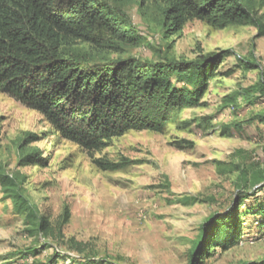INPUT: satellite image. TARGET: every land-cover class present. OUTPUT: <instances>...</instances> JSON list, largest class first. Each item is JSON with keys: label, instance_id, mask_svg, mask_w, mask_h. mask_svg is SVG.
Returning a JSON list of instances; mask_svg holds the SVG:
<instances>
[{"label": "rangeland", "instance_id": "obj_1", "mask_svg": "<svg viewBox=\"0 0 264 264\" xmlns=\"http://www.w3.org/2000/svg\"><path fill=\"white\" fill-rule=\"evenodd\" d=\"M105 1L147 39L121 49L75 41L71 48L90 62L229 52L199 104L181 108L162 130L130 129L89 151L62 138L37 110L0 92V167L23 174L25 194L53 228L51 235L43 234L0 191V264L13 263L21 251L30 255L27 261H42L53 250L84 255L72 239L86 253L115 263L189 264L201 223L236 197L234 164L247 169L263 164L264 123L256 116L264 112V98L254 86L264 75L262 29L193 18L170 34L162 24L163 0ZM251 1L264 28V0ZM148 41L151 46L144 44ZM239 57L258 66L247 68ZM27 134L35 136L24 142ZM34 150L42 162L21 164L20 154ZM97 159L119 166L103 168ZM66 208L68 221L60 225ZM262 255L264 237L252 238L205 264H239Z\"/></svg>", "mask_w": 264, "mask_h": 264}, {"label": "trees", "instance_id": "obj_2", "mask_svg": "<svg viewBox=\"0 0 264 264\" xmlns=\"http://www.w3.org/2000/svg\"><path fill=\"white\" fill-rule=\"evenodd\" d=\"M162 24L172 34L187 20L199 18L222 27L252 24L264 32L251 0H163ZM147 37L132 26L119 8L105 0H0V92L40 112L65 139L86 150L100 149L130 129L162 130L181 108L199 104L214 70L227 49L192 59L118 57L90 62L71 48L77 40L121 49ZM147 46L152 43L144 42ZM247 68L258 64L239 57ZM264 98V75L255 85ZM256 118L264 123V112ZM35 135L27 134L24 142ZM21 148V145H20ZM37 150L20 154L21 164L41 163ZM260 166L237 163L236 197L200 225L189 252V264L206 260L241 241L264 237V150ZM103 168L118 163L96 160ZM23 174L0 167V191L45 235L52 226L37 211L23 188ZM66 208L60 225L66 223ZM73 240L84 255L76 258L53 250L44 260L27 261L19 252L11 264H120L96 258ZM239 264H264V255Z\"/></svg>", "mask_w": 264, "mask_h": 264}]
</instances>
